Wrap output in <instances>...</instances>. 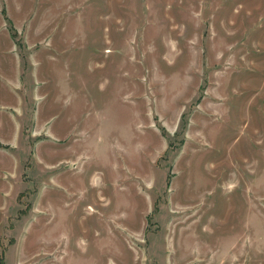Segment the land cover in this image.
I'll list each match as a JSON object with an SVG mask.
<instances>
[{"label":"rangeland","instance_id":"obj_1","mask_svg":"<svg viewBox=\"0 0 264 264\" xmlns=\"http://www.w3.org/2000/svg\"><path fill=\"white\" fill-rule=\"evenodd\" d=\"M2 264H264V0H0Z\"/></svg>","mask_w":264,"mask_h":264},{"label":"trees","instance_id":"obj_2","mask_svg":"<svg viewBox=\"0 0 264 264\" xmlns=\"http://www.w3.org/2000/svg\"><path fill=\"white\" fill-rule=\"evenodd\" d=\"M0 264H2V257L0 256Z\"/></svg>","mask_w":264,"mask_h":264}]
</instances>
